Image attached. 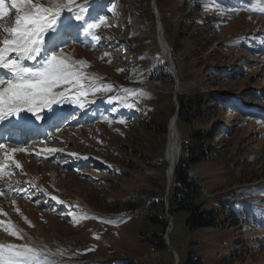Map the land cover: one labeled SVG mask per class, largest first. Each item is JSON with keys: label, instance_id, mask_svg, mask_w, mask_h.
<instances>
[{"label": "rangeland", "instance_id": "1", "mask_svg": "<svg viewBox=\"0 0 264 264\" xmlns=\"http://www.w3.org/2000/svg\"><path fill=\"white\" fill-rule=\"evenodd\" d=\"M204 1L201 19H195L188 7L196 0H75L89 3V22L106 21L93 30L99 42L79 29L78 40L70 41L69 35L63 45L70 60L83 62L78 67L89 90L85 101L111 99L126 114L91 103L83 110L62 104L60 110L73 108L64 128L45 139L4 143L6 149L28 152L13 155L21 168L8 163L0 175V244L35 247L53 264H174L164 240L167 191L174 217L169 239L180 264H264V226L250 217L254 211L264 222V18L258 17L264 16V0ZM153 2L166 26L178 83L157 53L161 44L158 50L154 44L160 41ZM98 6L109 7L107 15ZM14 15L0 27L12 26ZM108 85L111 91L105 90ZM186 94L196 110L210 116L211 134L221 135L214 139L210 160L191 170L204 186L203 209L217 208L229 223L220 221L219 228H189V213L172 210L174 183L167 189L165 158L168 124L176 101L180 105ZM236 100L244 104L239 111ZM120 118L126 123H118ZM187 119L177 121L178 161L192 131L205 129L199 117ZM50 148L60 151L49 155L44 150ZM25 188L30 196L20 191ZM235 198H248L246 209L241 203L228 218L221 201ZM238 209L247 216L235 215ZM69 211L88 218L74 224ZM9 226L22 239L11 236Z\"/></svg>", "mask_w": 264, "mask_h": 264}, {"label": "snow or ice", "instance_id": "2", "mask_svg": "<svg viewBox=\"0 0 264 264\" xmlns=\"http://www.w3.org/2000/svg\"><path fill=\"white\" fill-rule=\"evenodd\" d=\"M88 7L89 3L77 4L75 0H49L47 5L41 3V0H0V21L9 19L13 11L15 13L12 26L0 27V123L8 122L11 128L23 136L30 131V122L34 124L41 119L45 122L64 121L72 115H65L63 110H55L54 105H77L79 110H83L87 104L94 103L85 101L89 90L82 83L85 76L78 67L83 62L70 60L63 51L69 35L78 38L74 32L79 29H83L84 34L93 36L99 42L100 37L93 30L106 21L100 19L99 23L89 22ZM62 13L65 15L62 16ZM111 89L112 85H108L105 90ZM99 91L97 88L91 94L95 95ZM130 91L125 90L126 93ZM131 94L143 95L142 92ZM109 102L112 100L109 99ZM124 107L133 109L135 104L126 103ZM10 118L18 119L13 121ZM117 122L125 124L126 120L120 118ZM0 149L4 150V159L0 160V175L4 174L8 163H14L16 168H21L13 160V155L17 152L27 153V148L9 150L0 143ZM44 151L52 155L60 150L50 148ZM20 191L30 196L27 188ZM50 199L64 204L56 196H51ZM68 216L74 224L79 223L80 219L88 218H78L71 211ZM7 231L11 236L22 239L13 227H7ZM95 238L99 239L98 236ZM0 264L53 262L44 258V253L35 247L9 243L0 244Z\"/></svg>", "mask_w": 264, "mask_h": 264}, {"label": "trees", "instance_id": "3", "mask_svg": "<svg viewBox=\"0 0 264 264\" xmlns=\"http://www.w3.org/2000/svg\"><path fill=\"white\" fill-rule=\"evenodd\" d=\"M213 1V0H212ZM205 4L204 0H196V4L189 5V11L192 13V16L195 19H201L199 17V7ZM218 14L217 16H219ZM133 20H135L134 13L130 15ZM190 24L192 23L190 20L186 21ZM165 26V24H164ZM166 27V26H165ZM153 41V40H152ZM154 44L156 46V49L158 50L159 46L156 40H154ZM170 46V45H169ZM159 57L161 58L163 64H165V69L167 68L166 61L162 58L160 55V52H158ZM209 71V70H208ZM168 74V71H167ZM170 76V74H168ZM171 77V76H170ZM200 91V90H197ZM199 94V93H196ZM202 94V93H201ZM193 97H190L188 94L182 95L180 100V113H179V119L189 121L187 119L190 117H199V119L204 120V127L205 129H199V130H193L192 134L188 141L184 142V146L186 148V152H183L181 156L180 163L176 169L175 172V181H174V194L172 197V210L174 211H186L189 213L188 219H187V225L189 228L192 229H202V228H219L222 226L220 221L223 223V225H228L226 223V220H221V213L220 211L215 209H203L202 203H200V195L204 191L202 183L196 179L190 176L191 169L193 165L200 162H206L210 160V157L213 156L215 150V144H214V135L211 134L210 129H208L209 125V119L210 116L204 117L203 111L200 108V111L196 110L197 106L196 104L191 103V99ZM214 123L212 124L213 128ZM216 148V147H215ZM237 199V198H235ZM246 201V200H244ZM243 199H237L234 204L231 203H222L223 205L228 207L227 217L231 218L232 212V206H237L244 202ZM242 208V207H241ZM244 208V207H243ZM245 211H242V209L237 210V215L243 214ZM158 243V242H157ZM190 261V260H189ZM191 264V262L189 263ZM200 264V263H198Z\"/></svg>", "mask_w": 264, "mask_h": 264}, {"label": "bare ground", "instance_id": "4", "mask_svg": "<svg viewBox=\"0 0 264 264\" xmlns=\"http://www.w3.org/2000/svg\"><path fill=\"white\" fill-rule=\"evenodd\" d=\"M160 40H161L162 45H163L164 53L169 54L170 53V49H169L170 46H169V43L167 42V40L165 38V31L163 32V35H162V32H160ZM64 114H66V111L64 112ZM27 115L30 116L31 114H27ZM16 119H18V118H14L13 121H15ZM171 121H172V123H171V126L169 128V136H168L166 152H165V158L168 162V177L169 178L174 175V171H175V168H176L177 162H178V156L180 153L179 145H178L177 139H176V126H177L178 118L173 116ZM2 130H3V128H2L1 123H0V142L6 140L5 138H3L1 136ZM171 228H172V226H171ZM171 228H170V232L172 230ZM178 263L180 264L179 256H178Z\"/></svg>", "mask_w": 264, "mask_h": 264}, {"label": "water", "instance_id": "5", "mask_svg": "<svg viewBox=\"0 0 264 264\" xmlns=\"http://www.w3.org/2000/svg\"><path fill=\"white\" fill-rule=\"evenodd\" d=\"M167 60H168V62H169V65H170V67L173 69V72H174V76L176 77V79H178V77H177V75H176V73H175V66H174V63H173V61H172V59L170 58V56L168 55V57H167ZM177 113H176V117H177ZM171 180H172V176L169 178V180H168V186L171 184ZM169 224H171V220H170V223ZM169 232H170V225H169V227H168V229H167V232H166V234H165V240H166V244L168 245V246H170V240H169ZM174 255H175V257H176V253H174ZM175 264H177V260H175Z\"/></svg>", "mask_w": 264, "mask_h": 264}]
</instances>
